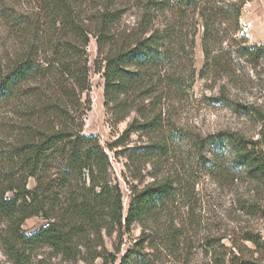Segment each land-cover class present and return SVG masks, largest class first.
<instances>
[{
  "label": "trees",
  "instance_id": "trees-1",
  "mask_svg": "<svg viewBox=\"0 0 264 264\" xmlns=\"http://www.w3.org/2000/svg\"><path fill=\"white\" fill-rule=\"evenodd\" d=\"M221 3L150 0L148 14L154 10L161 15L169 7L175 13L173 21L166 20L164 28L128 30L120 27L123 13L118 0H0V26L10 40V51L0 58V242L8 264H34L41 248L69 261L81 255L90 264V254L95 253L93 260L104 256L97 250L105 247L103 231L111 232L116 224L130 231L137 220H156L161 207L184 198L186 187L195 188L192 177L180 174L157 175L141 187L131 185L133 199L124 217L110 155L98 136L84 131L92 89L88 47L91 37L96 38L95 70L104 78L105 106L119 122L131 115L136 102L150 99L156 104L166 90L184 88L193 80V70H172L177 53L183 58L195 46L194 37L190 40L176 20L184 8L197 9L202 20V77L207 71L212 75L229 71L233 64L214 51L227 34H236L243 4L234 10ZM238 51L253 65L264 59V44L242 45ZM243 108L264 121L262 105ZM140 115L122 136L134 131L148 136L149 143L136 155L159 163L170 152L169 138L160 131L162 112L141 110ZM155 134L162 141L154 139ZM122 141L120 137L108 148L114 150ZM194 143L211 153L199 156L200 169L223 182L253 185L255 195L264 197V142L231 133L226 138L210 134ZM249 201H244L243 210L264 216L263 204L253 206ZM34 216L47 222L27 233L22 225ZM242 239L253 243L260 256L246 259L245 244L233 242L241 255L231 251L232 264H263L261 232L248 230ZM135 253L129 250L121 264H129ZM38 264L50 263L40 258Z\"/></svg>",
  "mask_w": 264,
  "mask_h": 264
},
{
  "label": "rangeland",
  "instance_id": "rangeland-1",
  "mask_svg": "<svg viewBox=\"0 0 264 264\" xmlns=\"http://www.w3.org/2000/svg\"><path fill=\"white\" fill-rule=\"evenodd\" d=\"M148 1L118 0L122 3L121 29L164 28L166 20L173 21L175 13L169 7L161 15L154 10L148 14ZM221 4L236 10L243 3L242 0H222ZM176 20L183 24L190 40L194 37L195 46L192 51L189 48L183 58L181 52L177 53L172 70L177 73H190L193 70V80L184 88L176 86L166 90L156 104H152L150 99L136 102L131 115L119 122H115L111 111L105 106L104 78L95 70L97 42L96 38L91 37L88 47L91 105L85 116L84 131L98 136L110 155L112 180L120 185L123 195L124 217L133 199L131 185L141 187L157 175L180 174L192 177L195 188L192 185L190 189L186 187L184 198H179L169 207H161L156 220H137L130 231L126 226L120 228L117 224L111 228V232L109 229L103 231L105 247L100 246L97 250L104 256L93 260L95 253L90 254V264H121L129 250L136 251L129 264H232L230 252L233 251L234 256L241 255L233 242L245 244L242 255L246 259L251 255L255 258L260 256L259 251H255V245L243 241L242 237L251 230L261 232L264 240V216L260 212L252 214L244 211L243 203L250 200L253 206L263 204L261 209H264V197L255 195L253 185L231 179L232 182H223L200 169L203 159L199 156L202 153L211 156V153L206 148L199 149L194 142L210 134L226 138L231 133L264 142V121L247 114L243 108L253 104L264 107V59L253 65L238 51L242 45L264 44V0H246L240 9L236 34H227L222 47L214 51L215 55L233 64L228 69L229 74L222 71L212 75L207 71L206 77L201 75L205 66L202 47L204 29L197 9H182L176 13ZM232 24L237 27L234 20ZM9 44L10 40L6 39L0 26V58L4 59L10 51ZM159 85H164V82ZM141 110L154 111L158 115L162 112L164 121L160 131L169 138L170 152L159 163L145 161L136 155L140 154L142 146L149 143L148 136L141 134V131L122 136L134 118L141 119ZM120 137L123 144L110 150L108 145ZM153 138L162 141L160 134H155ZM34 184V179H31L29 186ZM46 222L42 216H34L27 219L22 228L32 233ZM82 253L87 254V250L83 248ZM40 258H45L50 264H87L81 255L75 260H64L49 248L38 249L34 264H38ZM0 262L8 264L1 242Z\"/></svg>",
  "mask_w": 264,
  "mask_h": 264
},
{
  "label": "built area",
  "instance_id": "built-area-1",
  "mask_svg": "<svg viewBox=\"0 0 264 264\" xmlns=\"http://www.w3.org/2000/svg\"><path fill=\"white\" fill-rule=\"evenodd\" d=\"M263 264H264V262H263Z\"/></svg>",
  "mask_w": 264,
  "mask_h": 264
}]
</instances>
